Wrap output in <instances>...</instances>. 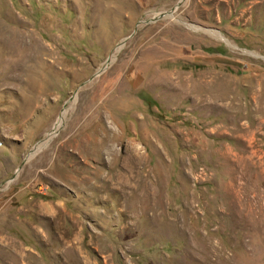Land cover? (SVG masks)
I'll use <instances>...</instances> for the list:
<instances>
[{"label": "rangeland", "instance_id": "obj_1", "mask_svg": "<svg viewBox=\"0 0 264 264\" xmlns=\"http://www.w3.org/2000/svg\"><path fill=\"white\" fill-rule=\"evenodd\" d=\"M178 1L0 0V264H264V0Z\"/></svg>", "mask_w": 264, "mask_h": 264}, {"label": "bare ground", "instance_id": "obj_2", "mask_svg": "<svg viewBox=\"0 0 264 264\" xmlns=\"http://www.w3.org/2000/svg\"><path fill=\"white\" fill-rule=\"evenodd\" d=\"M179 2H180V4H182V3H183V0H181V1H179ZM113 56H114V55H113ZM113 56H112L111 58L108 59V61L106 62V65H105L104 67H106V66L108 65V63L111 62V60L114 59ZM114 57H115V56H114ZM68 111H69V107H67V108L65 109V115L68 113ZM64 119H65V116H62V118L60 119V121L57 122V123L55 124V129H57V127L60 126V124L64 121ZM54 131H56V130H54Z\"/></svg>", "mask_w": 264, "mask_h": 264}, {"label": "water", "instance_id": "obj_3", "mask_svg": "<svg viewBox=\"0 0 264 264\" xmlns=\"http://www.w3.org/2000/svg\"><path fill=\"white\" fill-rule=\"evenodd\" d=\"M180 4V2L178 1V3L174 6V8H176L178 5ZM20 168H18V170H19ZM16 175H17V173L14 175V178L16 177ZM13 180V179H12ZM12 180H8L6 183L8 184V183H10V181H12Z\"/></svg>", "mask_w": 264, "mask_h": 264}]
</instances>
